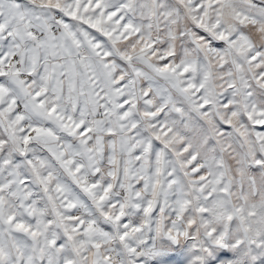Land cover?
<instances>
[{
    "label": "snow or ice",
    "instance_id": "obj_1",
    "mask_svg": "<svg viewBox=\"0 0 264 264\" xmlns=\"http://www.w3.org/2000/svg\"><path fill=\"white\" fill-rule=\"evenodd\" d=\"M0 264H264V0H0Z\"/></svg>",
    "mask_w": 264,
    "mask_h": 264
}]
</instances>
